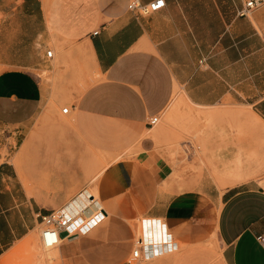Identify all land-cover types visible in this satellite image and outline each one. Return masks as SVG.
I'll return each mask as SVG.
<instances>
[{
	"label": "crops",
	"instance_id": "0c3cea01",
	"mask_svg": "<svg viewBox=\"0 0 264 264\" xmlns=\"http://www.w3.org/2000/svg\"><path fill=\"white\" fill-rule=\"evenodd\" d=\"M129 1L0 0V258L88 197L86 226L59 231V264H264V177L180 189L148 135L177 91L264 122V3L238 15L245 0H165L137 15ZM101 153L114 159L91 171ZM138 237L171 246L132 259Z\"/></svg>",
	"mask_w": 264,
	"mask_h": 264
},
{
	"label": "rangeland",
	"instance_id": "374dc122",
	"mask_svg": "<svg viewBox=\"0 0 264 264\" xmlns=\"http://www.w3.org/2000/svg\"><path fill=\"white\" fill-rule=\"evenodd\" d=\"M61 107L69 105L64 102ZM195 111L207 115L190 117ZM59 114L62 116V112ZM248 121L256 124L255 130ZM149 126L152 127L148 135L153 142V151L163 158L169 169V180L180 189H225L229 185L222 182L224 167L238 157L248 172L244 181L264 177V125L257 121L249 105L199 106L177 91L159 114V121ZM99 157L98 165L91 171L97 167L102 171L114 159L102 153ZM91 182L86 180L85 186ZM137 232L139 235L140 231ZM28 239L31 244L26 242ZM39 250L45 251L44 254L48 252L41 244L39 233H31L8 249L0 258V264H59L57 255L45 257L43 261L36 259ZM5 255L7 257L3 259Z\"/></svg>",
	"mask_w": 264,
	"mask_h": 264
},
{
	"label": "built area",
	"instance_id": "2783aa9c",
	"mask_svg": "<svg viewBox=\"0 0 264 264\" xmlns=\"http://www.w3.org/2000/svg\"><path fill=\"white\" fill-rule=\"evenodd\" d=\"M264 0H245L244 5L238 10V15H247L256 7L262 5ZM165 5V0H151L146 3H142L139 0H130L127 8L136 13L137 15H146L159 9L163 8ZM47 56L51 57L52 50L47 51ZM69 107L62 108V113H67ZM159 121V115H154L149 119V125H154ZM79 215L71 212L66 205L60 206L53 209L40 216L41 228H40V241L43 247L51 248L55 247L60 243V230H70L74 227L82 229L86 226V223H78ZM257 241L264 249V234L257 237ZM158 246V247H157ZM171 246V243L163 241L156 242L152 239H146L143 237H138L135 240L134 249L132 251V259L139 257L148 259L152 257L153 254L157 253L162 247ZM131 259L128 263H131Z\"/></svg>",
	"mask_w": 264,
	"mask_h": 264
},
{
	"label": "bare ground",
	"instance_id": "6f19581e",
	"mask_svg": "<svg viewBox=\"0 0 264 264\" xmlns=\"http://www.w3.org/2000/svg\"><path fill=\"white\" fill-rule=\"evenodd\" d=\"M187 100V98H186ZM192 105V104H191ZM64 108V107H63ZM192 109V107H191ZM203 110V108L201 109ZM205 111V110H204ZM196 113L194 114H191L190 117H201V116H206L207 113L205 112H197L195 111ZM251 113V112H250ZM255 113V112H254ZM253 114V113H252ZM255 117L257 119L258 122H260L262 125H264V122L261 120V118L259 116H257V114H255ZM255 120V119H254ZM248 123L251 124V126L253 127V129L255 130L256 129V124L254 122H249ZM98 156V155H97ZM99 157V156H98ZM100 158V157H99ZM184 167V166H183ZM223 170V169H222ZM224 176L222 177V182L224 184H227L229 186H233V185H236L238 183H241V182H244V180L246 179V174L248 173L245 169V167L243 166V162L241 161V159L238 157L235 159L234 163H227V165L224 167ZM250 177V176H249ZM84 196V195H83ZM84 198V203H85V206L86 207H90L92 204H90L89 202V199L88 197H83ZM90 198V197H89ZM77 202V201H76ZM70 203V202H69ZM68 203V204H69ZM72 203V202H71ZM78 203V202H77ZM82 203V201H81ZM83 203V204H84ZM79 204V203H78ZM88 205V206H87ZM69 207V206H68ZM81 207V206H80ZM84 207V208H86ZM84 208H79L76 212H73L77 215L79 214H84L85 217H88L89 215L86 214ZM91 209V208H90ZM72 212V211H71ZM93 213V212H92ZM94 215H95V212H94ZM104 218V217H103ZM31 239H28L26 242L28 243ZM30 243V242H29ZM31 244V243H30ZM36 244V243H35ZM24 245V244H22ZM20 247V246H18ZM36 247V246H35ZM39 247V246H38ZM37 249V248H36ZM35 249V251H36ZM46 249V248H45ZM48 251L46 254L45 251H38V258L36 257V259H39V260H44L45 257H52L51 255H56L57 254V250L54 248V247H51V248H47ZM51 251V252H50ZM58 255V254H57ZM7 257V255L4 256L3 259H5ZM53 258V257H52ZM47 259V258H46ZM48 260V259H47Z\"/></svg>",
	"mask_w": 264,
	"mask_h": 264
}]
</instances>
